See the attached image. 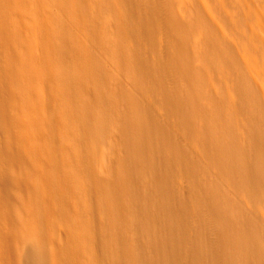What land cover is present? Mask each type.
<instances>
[{
	"label": "bare ground",
	"instance_id": "bare-ground-1",
	"mask_svg": "<svg viewBox=\"0 0 264 264\" xmlns=\"http://www.w3.org/2000/svg\"><path fill=\"white\" fill-rule=\"evenodd\" d=\"M0 10V134L19 129L21 152L46 168L7 186L42 182L30 204L42 234L58 225L69 236L46 252L9 209L0 264H264V0H0ZM12 10L31 25L29 43ZM14 97L24 115L10 113ZM26 133L48 140L37 148ZM6 142L9 177L17 148Z\"/></svg>",
	"mask_w": 264,
	"mask_h": 264
},
{
	"label": "rangeland",
	"instance_id": "rangeland-1",
	"mask_svg": "<svg viewBox=\"0 0 264 264\" xmlns=\"http://www.w3.org/2000/svg\"><path fill=\"white\" fill-rule=\"evenodd\" d=\"M25 8V13L26 14H30L31 9L33 8V3H27ZM59 9V4L56 6V10ZM1 12V10H0ZM44 17L46 16V13L44 14L42 12V14ZM11 21H12V26H13V30H17L19 31L18 35L20 36L21 33L22 35L25 37L22 41L24 43H29L32 40V31L30 30L32 27L30 26H25L24 23L21 20V12H19L18 10H12L11 12ZM23 23V24H22ZM76 29V25L73 24L71 25V30L74 31ZM82 31L81 27L77 25V30ZM52 37H54L53 35H46L45 41L50 40ZM20 48H21V39H20ZM19 58H21V53L19 52L18 54ZM23 83L24 84H28L29 82H31V80H29V78H23ZM91 89L90 87H86V91L88 93V90ZM219 89V87H218ZM90 91V90H89ZM86 95V94H85ZM87 97V95H86ZM55 101V100H54ZM51 102V101H50ZM52 103V102H51ZM86 103L88 104L89 102L86 101ZM53 104V103H52ZM56 107V104H54ZM19 106V99L17 97H14L13 100L11 101V111L10 113L12 115H16V116H21L24 115L23 113H21V115H17V108ZM19 130V129H18ZM18 130H14L12 137H8L9 134H0V138L5 139V141L8 142L9 147H16L17 148V158L15 160V164L12 165V172L13 174L9 177H6V175H4L3 172H0V227L2 228H7V222L6 219L3 218V215L10 209L11 211H15L22 219L23 221H21V225L24 226L23 228V232L25 231H29L30 233L32 232V234L34 235V237H37L42 244L43 249L46 250V252H51L54 251L55 249L58 250L59 248H64V246L68 245V240H69V236L66 233L67 231L63 228L60 227L58 225L53 227V235H45L42 234L43 231V226L39 225L37 223V219L40 218V215H42L43 211L41 206H33L31 207L30 204L32 201H34V197L33 194L34 192H38V193H46L47 192V188L42 186V182L41 185H33V187L28 186L27 188H23V189H19L17 187H12L9 188L7 186V179L9 180V183H14L16 178H19V180H23L25 179L27 184L29 182H34L37 180V175L35 170L37 171V173H41L43 172V170H45V164L43 162V159H41L37 154L35 153H25V152H21V137L20 134H18ZM24 137V141H27L28 143H33L35 144V147L39 148L40 145L45 141L48 140V138L46 139H40V140H36L34 138V135H31L30 133H26L23 135ZM6 142V143H7ZM44 144V143H43ZM34 147V148H35ZM28 168L30 170V175L29 177H26L24 175V171L25 169ZM10 172V173H12ZM2 186V187H1ZM3 188V189H2ZM51 190L54 191V189L51 187ZM18 199H20V201L22 200L23 205L22 204H18ZM17 205V206H16ZM16 207V209H15ZM32 218H34L35 220H33ZM52 222V219H51ZM6 232V229L4 230ZM7 236V241H11L12 237H10V233L7 232L5 237ZM35 240V238H33ZM90 246V248H89ZM88 250L93 252L94 250V244L90 243L88 246ZM8 252V251H7ZM9 256V255H8ZM7 256V258L5 259V263L9 264V261L13 259V255H10L9 257ZM12 258V259H11ZM4 263V264H5ZM17 264L16 260H12V262L10 264ZM45 264V263H44Z\"/></svg>",
	"mask_w": 264,
	"mask_h": 264
}]
</instances>
